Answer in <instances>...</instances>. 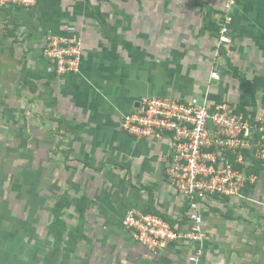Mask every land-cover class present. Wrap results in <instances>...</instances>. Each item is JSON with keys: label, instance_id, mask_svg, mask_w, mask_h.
Instances as JSON below:
<instances>
[{"label": "crops", "instance_id": "crops-1", "mask_svg": "<svg viewBox=\"0 0 264 264\" xmlns=\"http://www.w3.org/2000/svg\"><path fill=\"white\" fill-rule=\"evenodd\" d=\"M225 1L39 0L0 8V173L7 170L0 182V264H52L51 256L62 263L61 237L48 242L50 224H42L34 239L20 216L26 202L7 190L18 177L15 165L34 167L17 153H29L31 142L45 157L38 183L54 211H62L64 198L59 152L88 168L86 179L74 172L69 179L76 211L86 201V216L75 224H87V264H191L187 244L152 252L122 225L129 209H139L182 228L187 205L165 179V146L127 134L121 119L145 96L206 94L264 120V0H236L231 40L219 45ZM72 32L85 41L81 70L58 75L42 48L48 35ZM259 174L249 190L254 202L221 198L205 211L200 264H264V166Z\"/></svg>", "mask_w": 264, "mask_h": 264}, {"label": "built area", "instance_id": "built-area-1", "mask_svg": "<svg viewBox=\"0 0 264 264\" xmlns=\"http://www.w3.org/2000/svg\"><path fill=\"white\" fill-rule=\"evenodd\" d=\"M38 1L0 0V8H29ZM235 4L236 0L225 1L219 45L231 40ZM85 48L78 32L50 34L42 53L58 75H66L80 72ZM211 75L219 78L217 71ZM121 127L138 140L165 146V179L187 205L182 228L158 214L129 209L122 218L124 229L152 252L187 244L188 260L200 264L207 238L205 211L216 199L255 201L249 190L259 179L255 167L259 163L264 166V120L245 113L230 100L212 101L206 94L190 98L166 94L139 99L130 112L123 114Z\"/></svg>", "mask_w": 264, "mask_h": 264}, {"label": "rangeland", "instance_id": "rangeland-1", "mask_svg": "<svg viewBox=\"0 0 264 264\" xmlns=\"http://www.w3.org/2000/svg\"><path fill=\"white\" fill-rule=\"evenodd\" d=\"M34 139V136L32 135V140ZM18 149V148H17ZM18 155H21L22 157H25L27 161L33 162L34 167L26 166L25 163L20 165H15L13 167L15 169L14 175L18 176L17 179L12 181L10 183L7 190H10L12 192V195L14 192L17 193V197L24 200L23 208L25 215L22 216L21 219L22 222H26L28 226H26V230L29 229L32 231L34 239H38L39 236V230L40 225H49L47 229V241H53L54 239H58L61 237V247L58 246V254L56 256L57 263H59L60 258L62 259L61 264H71L73 256V263L76 264V260L74 256H78V263L77 264H87L88 261V255L90 248L87 246V224L85 222H81L80 224H75L76 217H81L82 220L83 217L86 215H81L83 210L86 209V201L82 198V202L79 200V210L76 211V208L73 207L74 202H78L76 200V194L71 192L70 188V177L71 174L74 172L73 177H84L86 179V175L88 172V168L83 165H76L75 163L78 162L76 158L71 159V154L66 151L59 152L61 153L60 156H62V163H63V171L62 173L65 176L64 182H63V205H62V211H54L51 208L50 202L52 200L46 199L44 196H48V193H44V191H40L39 189V183H38V176L40 174L42 175L43 171L41 172L39 169V165H44V158L43 152L38 150V146L35 143L31 142V150L28 152L24 151H17ZM58 153V152H57ZM47 158L49 160L55 161V154L53 151L47 152ZM17 160V159H16ZM43 160V161H42ZM61 160V159H60ZM18 161V160H17ZM73 161V163H72ZM58 162V161H57ZM50 165V168L51 166ZM85 165V164H84ZM12 168V167H11ZM56 169L55 167H52ZM12 169V170H14ZM53 169V170H54ZM47 170H49V165L47 167ZM57 170V169H56ZM6 171L3 172V174L0 173V176L5 178ZM84 172V175H81V172ZM50 172V171H47ZM9 174H12L10 171ZM62 174V175H63ZM23 175L30 176V179H24ZM260 174L259 179L257 181L260 182ZM256 183V184H257ZM78 185H81V181L79 179ZM85 185V183H84ZM42 190V188H41ZM46 190V189H45ZM75 192V191H74ZM72 193V194H71ZM46 194V195H45ZM73 196V199L72 197ZM47 201V205H46ZM46 206V208H44ZM61 219V223H60ZM50 250V248H49ZM52 261V264H54V257L51 256V258H48Z\"/></svg>", "mask_w": 264, "mask_h": 264}, {"label": "trees", "instance_id": "trees-1", "mask_svg": "<svg viewBox=\"0 0 264 264\" xmlns=\"http://www.w3.org/2000/svg\"><path fill=\"white\" fill-rule=\"evenodd\" d=\"M9 8H10V7H9ZM261 167H263V166L261 165V163H259V164L255 167L256 172L259 173Z\"/></svg>", "mask_w": 264, "mask_h": 264}]
</instances>
